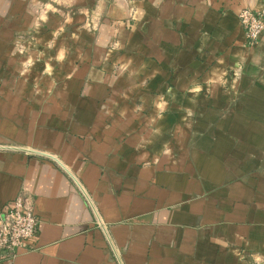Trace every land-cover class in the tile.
Instances as JSON below:
<instances>
[{
	"label": "crops",
	"instance_id": "crops-1",
	"mask_svg": "<svg viewBox=\"0 0 264 264\" xmlns=\"http://www.w3.org/2000/svg\"><path fill=\"white\" fill-rule=\"evenodd\" d=\"M264 0H0V264H264Z\"/></svg>",
	"mask_w": 264,
	"mask_h": 264
},
{
	"label": "built area",
	"instance_id": "built-area-1",
	"mask_svg": "<svg viewBox=\"0 0 264 264\" xmlns=\"http://www.w3.org/2000/svg\"><path fill=\"white\" fill-rule=\"evenodd\" d=\"M244 35L250 45L264 35V10L242 9L238 14ZM39 219L29 193H19L0 209V260H12L20 250L34 247Z\"/></svg>",
	"mask_w": 264,
	"mask_h": 264
}]
</instances>
